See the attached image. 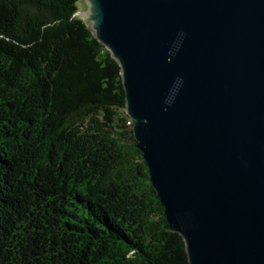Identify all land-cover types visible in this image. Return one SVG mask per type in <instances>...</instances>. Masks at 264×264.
Returning <instances> with one entry per match:
<instances>
[{
	"label": "trees",
	"instance_id": "obj_1",
	"mask_svg": "<svg viewBox=\"0 0 264 264\" xmlns=\"http://www.w3.org/2000/svg\"><path fill=\"white\" fill-rule=\"evenodd\" d=\"M79 0H0V264H188Z\"/></svg>",
	"mask_w": 264,
	"mask_h": 264
},
{
	"label": "water",
	"instance_id": "obj_2",
	"mask_svg": "<svg viewBox=\"0 0 264 264\" xmlns=\"http://www.w3.org/2000/svg\"><path fill=\"white\" fill-rule=\"evenodd\" d=\"M188 264H264V0H87Z\"/></svg>",
	"mask_w": 264,
	"mask_h": 264
},
{
	"label": "rangeland",
	"instance_id": "obj_3",
	"mask_svg": "<svg viewBox=\"0 0 264 264\" xmlns=\"http://www.w3.org/2000/svg\"><path fill=\"white\" fill-rule=\"evenodd\" d=\"M89 2L87 0H79V2L77 3L78 6V12H86L89 8ZM77 12V13H78ZM78 18L82 19L83 21H85L88 26L91 28L92 32H94V29L92 28V20L89 18H84L83 16L78 15Z\"/></svg>",
	"mask_w": 264,
	"mask_h": 264
},
{
	"label": "built area",
	"instance_id": "obj_4",
	"mask_svg": "<svg viewBox=\"0 0 264 264\" xmlns=\"http://www.w3.org/2000/svg\"><path fill=\"white\" fill-rule=\"evenodd\" d=\"M133 121V120H132ZM128 124H131V119L127 121Z\"/></svg>",
	"mask_w": 264,
	"mask_h": 264
}]
</instances>
